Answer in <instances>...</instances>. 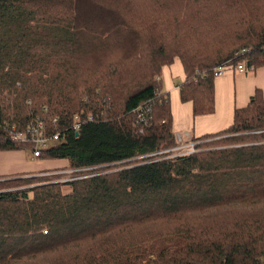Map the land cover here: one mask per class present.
I'll list each match as a JSON object with an SVG mask.
<instances>
[{"label": "trees", "instance_id": "1", "mask_svg": "<svg viewBox=\"0 0 264 264\" xmlns=\"http://www.w3.org/2000/svg\"><path fill=\"white\" fill-rule=\"evenodd\" d=\"M175 58L180 100L212 113L215 67L264 66V0H0V150L40 120L39 158L72 177L0 176V264H264L262 93L180 154Z\"/></svg>", "mask_w": 264, "mask_h": 264}, {"label": "crops", "instance_id": "2", "mask_svg": "<svg viewBox=\"0 0 264 264\" xmlns=\"http://www.w3.org/2000/svg\"><path fill=\"white\" fill-rule=\"evenodd\" d=\"M183 79L184 72L178 58L162 68V91L169 95L172 129L175 134H182L185 139L216 132L230 125L234 109L245 106L256 88L260 89L264 99V66L256 67L252 72L226 68L214 77V111L194 116L190 102H182L179 98L177 83ZM185 132L188 135H185ZM32 158L39 159L33 156ZM66 165L67 163L58 168Z\"/></svg>", "mask_w": 264, "mask_h": 264}, {"label": "rangeland", "instance_id": "3", "mask_svg": "<svg viewBox=\"0 0 264 264\" xmlns=\"http://www.w3.org/2000/svg\"><path fill=\"white\" fill-rule=\"evenodd\" d=\"M205 25L203 26V30L209 29ZM197 29L200 31L202 27H197ZM209 32L212 31L209 30ZM194 39H197L200 42L203 41L204 45L214 43V37H211V35L208 34L205 30L203 31V33L196 35ZM162 151L166 153L168 152L167 149ZM65 163V159L39 158L38 160H35L32 158L31 150L28 147L13 150H0V176L29 172L23 173L21 179L24 183L30 185H36L52 180L54 176L52 175V173L54 171L65 170V168L62 169V167L58 168ZM54 168H58L60 170ZM61 175L62 179H64L65 181L66 178H68L69 174L68 171H64ZM64 191H67V188H64Z\"/></svg>", "mask_w": 264, "mask_h": 264}, {"label": "built area", "instance_id": "4", "mask_svg": "<svg viewBox=\"0 0 264 264\" xmlns=\"http://www.w3.org/2000/svg\"><path fill=\"white\" fill-rule=\"evenodd\" d=\"M226 68H234L231 64H224V65H219L214 68L213 74L215 76L220 75ZM235 69L239 71L244 70V65L243 64H237L235 66ZM79 120L78 116L75 115V121L73 124L74 130H77L79 128ZM185 135H188L187 132H185ZM10 138L13 141H25L28 143H32L33 147L31 148V153L33 157H39L40 155V150L48 145L53 144L55 140L58 138V134H53L51 137H49L46 134V130L44 129L43 123L40 120L36 119V122L30 124L26 129L24 130H16L12 129L10 132ZM176 140L178 142V146L176 147L179 149V153L181 154L182 151L184 150V153H189L193 152L195 150V141L187 138L185 139L182 134L177 133L176 134ZM64 171L69 170H61L58 171L60 173H63ZM72 177L66 178V180L71 179ZM64 180V179H62ZM45 231V230H44Z\"/></svg>", "mask_w": 264, "mask_h": 264}, {"label": "bare ground", "instance_id": "5", "mask_svg": "<svg viewBox=\"0 0 264 264\" xmlns=\"http://www.w3.org/2000/svg\"><path fill=\"white\" fill-rule=\"evenodd\" d=\"M233 66V65H232Z\"/></svg>", "mask_w": 264, "mask_h": 264}]
</instances>
